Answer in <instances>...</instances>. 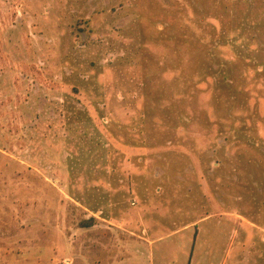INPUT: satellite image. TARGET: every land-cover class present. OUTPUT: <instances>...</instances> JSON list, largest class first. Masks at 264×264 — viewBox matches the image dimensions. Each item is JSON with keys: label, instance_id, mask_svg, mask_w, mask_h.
Segmentation results:
<instances>
[{"label": "rangeland", "instance_id": "rangeland-1", "mask_svg": "<svg viewBox=\"0 0 264 264\" xmlns=\"http://www.w3.org/2000/svg\"><path fill=\"white\" fill-rule=\"evenodd\" d=\"M0 264H264V0H0Z\"/></svg>", "mask_w": 264, "mask_h": 264}, {"label": "trees", "instance_id": "trees-1", "mask_svg": "<svg viewBox=\"0 0 264 264\" xmlns=\"http://www.w3.org/2000/svg\"><path fill=\"white\" fill-rule=\"evenodd\" d=\"M92 221H93V220L90 219V220H88V221L83 222V223H84L83 226H91V225L93 224Z\"/></svg>", "mask_w": 264, "mask_h": 264}]
</instances>
